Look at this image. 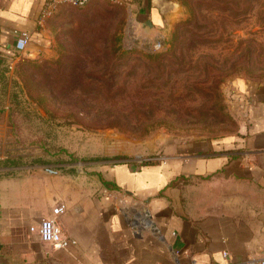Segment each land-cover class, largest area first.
Segmentation results:
<instances>
[{
    "label": "rangeland",
    "instance_id": "rangeland-1",
    "mask_svg": "<svg viewBox=\"0 0 264 264\" xmlns=\"http://www.w3.org/2000/svg\"><path fill=\"white\" fill-rule=\"evenodd\" d=\"M179 3L149 33L136 6L62 5L38 55L0 45V179L237 138L247 95L264 86V0Z\"/></svg>",
    "mask_w": 264,
    "mask_h": 264
},
{
    "label": "crops",
    "instance_id": "crops-1",
    "mask_svg": "<svg viewBox=\"0 0 264 264\" xmlns=\"http://www.w3.org/2000/svg\"><path fill=\"white\" fill-rule=\"evenodd\" d=\"M51 1L0 0V43L5 53L34 56L49 44L44 19L66 11L57 5L47 16ZM119 1L136 6L143 23L150 21L159 28L167 25V16L181 11L179 0ZM14 31L31 35L22 51L14 48ZM161 151L155 164L100 162L73 176L0 179V264L264 260V86L247 95L237 138L166 146ZM59 204L66 211L56 221L75 244L55 250L30 228L52 219V209ZM146 211L150 219L144 217ZM134 217L136 230L131 225ZM144 220L154 230L145 229Z\"/></svg>",
    "mask_w": 264,
    "mask_h": 264
},
{
    "label": "built area",
    "instance_id": "built-area-1",
    "mask_svg": "<svg viewBox=\"0 0 264 264\" xmlns=\"http://www.w3.org/2000/svg\"><path fill=\"white\" fill-rule=\"evenodd\" d=\"M91 0H52L50 3L49 11L47 16L50 15L51 9H54L57 5H69L73 8H83L90 3ZM109 4L113 5H120L119 0H104ZM13 36L15 38L14 48L17 51H22L25 49L31 39V35L27 32H13ZM160 45H156V48H159ZM156 161L157 158L149 157L144 159V162H152ZM142 163V162H140ZM66 211V206L64 204H59L52 209V219L42 220L37 227L30 228L31 232H36L43 243L51 245V247L55 250H62L66 249L70 245L75 244L70 238H68L62 231L60 225L56 221V218L62 215ZM135 218L131 221V225L133 229L136 230L138 227L137 223L135 222ZM145 229H151L152 225L148 223L147 220H144V224L142 225ZM227 253H223V256H226ZM246 264H264L263 259H249Z\"/></svg>",
    "mask_w": 264,
    "mask_h": 264
},
{
    "label": "water",
    "instance_id": "water-1",
    "mask_svg": "<svg viewBox=\"0 0 264 264\" xmlns=\"http://www.w3.org/2000/svg\"><path fill=\"white\" fill-rule=\"evenodd\" d=\"M170 18H171L170 16H167V17H166V20L169 22V19H170ZM142 28H143V30H144L145 33H149L150 30L153 29V25L151 24L150 21H146L145 23L142 24ZM153 155H154V153H151V156H153ZM37 171H38L40 174L45 175V176H51V175H56V174H57V172L52 171V170H50V169H37ZM136 207H138V206H135V208H136ZM131 213H135V211L133 210V211H131ZM144 217H145L146 219H150V214H149V212L146 211L145 214H144ZM126 219H127V221L130 220V218H129L128 216H126ZM151 230H154V227H153V226L151 227Z\"/></svg>",
    "mask_w": 264,
    "mask_h": 264
},
{
    "label": "trees",
    "instance_id": "trees-1",
    "mask_svg": "<svg viewBox=\"0 0 264 264\" xmlns=\"http://www.w3.org/2000/svg\"><path fill=\"white\" fill-rule=\"evenodd\" d=\"M0 45H1V43H0ZM155 163H156V162H146V163H144V164H145V165H148V164H155ZM102 183H103V185H104L105 187H110L111 189L116 190V188H115L114 186L110 185L109 182H107V181H105V180H102Z\"/></svg>",
    "mask_w": 264,
    "mask_h": 264
}]
</instances>
